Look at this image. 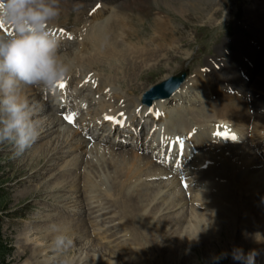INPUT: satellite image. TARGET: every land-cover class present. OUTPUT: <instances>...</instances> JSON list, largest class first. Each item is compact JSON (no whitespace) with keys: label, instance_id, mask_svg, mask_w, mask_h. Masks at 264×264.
I'll return each instance as SVG.
<instances>
[{"label":"bare ground","instance_id":"6f19581e","mask_svg":"<svg viewBox=\"0 0 264 264\" xmlns=\"http://www.w3.org/2000/svg\"><path fill=\"white\" fill-rule=\"evenodd\" d=\"M92 1H95V3ZM98 1L63 0V10L60 17L67 16L69 8L78 6V9L82 10L83 15L77 16V24L80 21L81 24L86 17L90 16L95 18L93 21L101 19L97 23L92 21L94 24L87 28L84 37H82L80 41L81 48L88 54L86 59L87 64L82 66V74L86 76L95 66H102L108 62L111 73H109V77L105 79L99 91H103L105 97L115 101V105L113 106L118 105L121 101H125V103H127L126 106L123 104L121 107L123 108L125 106L131 115L130 119L135 121V119H138V113H141L147 107L144 106L143 101H140L139 98L136 100L130 99L131 97L137 96V94L126 99L125 96L118 93L113 84L119 86L121 79H123V83L125 81L129 82L127 85L128 92L140 93L145 89L146 85L144 84L141 86V84L135 82L139 73L144 70L150 71L153 67H149L148 65H151L152 62H154L155 66H160L159 62L157 64V58L161 57L163 54L160 55V51L166 52V56L163 58L168 59V61L174 59L176 56L174 51L178 49L180 42L185 46L188 40H183L184 42L182 40L179 41L175 36L174 26L170 24L167 25V23L162 21L160 16L156 18V26H154L158 29V35L152 38V40L150 37L149 41H151V43L139 41L131 42L129 40L131 38L130 34H125L121 40L119 38L120 35L117 34V37L115 36L114 31L116 30L112 25V21H106L105 17L102 19V16L106 13L107 4L115 0H101V7L94 10L96 2ZM167 1L171 5L176 6L182 12V15L185 10L188 12V9L199 8V5H201L199 0L194 2L190 0H180L177 2V5H175V0ZM145 2H147V0H126L127 4L134 3L138 5ZM92 9L94 11L93 14L90 15ZM217 11L218 10H216L214 14H218ZM55 21L52 22L51 26L56 25ZM258 23L260 24L258 29V41L260 42L261 40L259 44L262 50L260 52L257 51V47L251 44L248 48L241 50L246 54V57L249 58L248 60L254 63L252 67L250 63H247L244 59L238 61V65L243 69L242 72H245H243V76H241V73H237L235 69H231L233 67L231 63L234 55L232 54L231 58L224 59L221 52L220 59H208L206 67L210 71L206 69L205 71L199 72L200 74L197 79L200 80L201 83H206L208 86L205 85V87L211 91V98L210 101L207 102V105L212 107L214 112L213 116L207 114L204 110L206 104L200 107L195 106V104H199V102L206 99H204V95L199 92L193 91L194 94L191 93L193 90L192 85L180 89L178 94H175L179 95L178 98L175 99L179 101L177 104L178 108L176 109L178 111L177 114H179L176 119L179 120L180 116H183V118L181 119L180 125L175 127L178 130L172 133H187L190 131L188 128H190L191 121H188L187 118L191 115L192 118H195V122L199 126L202 125L201 122L205 121H213V123L216 121H226L233 123V125L237 127L236 129L242 134L241 137L243 136V138H246V133H248L252 138V145L236 142V145L230 146L225 145L221 141H212V139H210L211 130L215 132L221 131V129L218 130L214 128L215 126H213L212 123L207 128V132H205L206 134L208 133V137H205L206 139L199 143H204V145L200 146V149H205L206 143H214L209 149L206 148V150H204L200 158L197 157L199 159L194 161L195 163H190L188 165L187 169L190 168L191 165H197L198 167L196 168L197 175L193 179L191 178V183L186 185L185 190H183L182 182L178 178L166 179L165 173H163L157 165L150 163L152 162L151 160L144 156V158L139 157L138 153L134 150L125 149L124 147L128 144L127 142L115 144L119 146V150L114 149L115 146L97 145V142H94V146L92 145L91 148L87 149L89 141L83 136L81 137V134L74 135V130L65 127H62L64 132L58 129L59 125L63 123V119H61L62 121L60 120V118H62L61 116L55 113L54 117L45 118V120H43L44 116L47 117V114H44L47 110L42 108L41 105H45L46 107L47 104L44 100L42 104H37L36 98H38L41 93L40 87L22 86V95L34 108L33 119L39 122L41 132L39 138L30 147L36 152V155L33 153L31 158H29V163H27V169L31 170V173L28 174L27 181H33L41 177L45 171H48L52 167V164H60L56 167L55 172L52 173L51 179L48 181L50 185H46L44 188L42 187V189H46L47 187L50 193L45 197H41V200H49L55 205H65L73 201L74 203L77 202V209H70V205H68L64 207L63 210L66 211V213L83 214L84 217L80 216L77 219L68 218L47 213L46 210L41 214H36L33 221H47V223L32 225V227L26 228L24 232L20 234L21 236L18 239L23 241L22 243L24 246H22V249H19L17 253L13 255L10 254L12 257L11 262L26 256L30 252L29 246L32 245H34L33 247L35 248L31 251L29 255L30 258L24 260L21 264H56L58 261L62 260L64 254H52L53 250H55L53 247V239L58 234L53 231V226H58L66 235L73 239V243H76V245L85 241L81 245L84 248L92 244L98 246L97 242H93L89 237L96 235L95 231L97 228L100 229V227L95 229L90 228V226L92 223H99L97 218L99 215L96 213L100 208H95L100 206L101 203H103L105 205L104 208L107 209L108 206L106 204H108L109 207L112 208L111 211L117 214V217L112 218L110 221L114 222L115 220H119L117 225L122 226V230L125 232L124 235L130 234L132 236L133 243L141 244L140 240L142 238L145 239V243L150 242L153 245H157L158 241H162V243H159L160 245H158L155 250H150L151 255L147 250L138 249L127 252L122 244H117L116 247H112V244H109V246L105 245L101 248L107 255L112 256V259H104L98 251L90 253V251L88 252L86 250L72 259H67L68 264H92L93 260L95 261L93 264H118L117 261L119 259H113L116 257L122 260L123 258H127L128 264H169L171 261L176 259L179 260L182 255L184 259L192 257L187 251H184V247L190 246L192 235L197 234L195 237V245L198 244L200 247H204L205 240L213 238L206 228L218 232L230 226H234V229L236 226L238 227V229L236 228V235H234L236 239H232L233 242H227L226 245L223 244L225 247H217L214 249V247L211 248L208 246L198 250L197 256L200 262L203 260V257L209 256L215 258V264H231L233 260V251L235 249H242L243 252H245L249 248L254 247L253 251L256 252L258 250L256 246L264 243V206L260 209V206L264 205V194L258 198L257 202L254 200L253 202L251 199L264 192V186L258 190V187L261 186L259 184L261 177L260 179L255 177V169L252 167L250 161V156H253V153L255 154L256 152H260L264 158V22L258 21ZM155 43H157L159 47H153ZM237 56L239 59L240 53H237ZM81 57L82 56L78 53L69 51L66 53L63 60L68 63L67 58H73L75 61L80 62L83 61ZM165 59H161V64ZM100 61H104V63L101 64ZM218 65L220 68L217 67ZM168 75H170V73H165L163 76L167 77ZM96 76L100 78V74L97 73ZM70 81H74L72 74L70 76ZM78 81H80V79ZM100 82L101 81H99V83ZM25 88L30 92H35H31L26 96ZM178 89L177 87L174 93ZM230 89L234 91L233 95L228 93ZM172 94L170 96H172ZM214 96L218 99L213 100L212 97ZM168 97L156 99L154 102V111H157L158 106L164 103L163 108L168 112L169 110L166 107L165 100H162ZM195 99L196 101H194ZM184 102H187L190 108L187 106V111L181 113V110L178 109L186 106L182 104ZM48 108H51V106ZM42 112L44 115L41 117ZM206 117L209 118L206 119ZM90 122L92 123L95 121L92 120ZM87 126L89 127L90 123ZM232 129L234 130L232 132H235L236 129ZM50 135H53L54 138L46 140V137ZM198 137L197 135L194 138ZM76 142L79 144V147H75L74 143ZM36 144L38 145L36 146ZM83 147L87 149H84L85 153L80 152L75 154V150L77 151L80 149L82 151ZM141 148H143V146ZM146 148H149V146L147 145ZM218 148L220 149L218 150ZM251 151L253 153H251ZM89 154H91V157H89ZM63 157H69V159L67 161H61L62 163H60V159ZM150 167H153L152 171L144 172L145 169ZM27 169L21 167L19 171L22 172ZM183 170L184 169L180 170V172ZM102 176L106 182L111 183L110 188L113 190V193H109L108 189L101 188L97 182L98 179H94V177L103 178ZM160 178H165L166 180ZM113 179L116 180L113 182ZM157 183L159 185H156ZM130 184L137 185H135L134 188L132 187L133 189H128L127 187ZM52 191L56 193L54 194ZM94 192H99L100 195H95ZM25 193L26 192H22L20 196H23ZM64 193L69 196L66 197ZM246 193L249 194L246 195ZM113 195L115 196L112 197ZM39 196L37 198H39ZM60 196L62 199H57ZM98 197H100V199H98ZM103 197L106 199H103ZM15 200L19 199L15 197ZM156 200H163V202L156 207L154 205ZM94 203L95 206L92 208ZM150 205L151 208H149ZM185 206H187V209H190L191 214L197 216V220L195 221V225L198 226L197 230L195 228L191 231V227L189 226L191 223L188 222L189 217L186 216L188 212L185 213L182 208ZM43 208L45 209L47 207ZM49 208L50 207H48V209ZM90 210L91 213H88ZM111 211H109V213H112ZM161 212H165V214L162 213L163 217H157V214ZM87 214H91V217L87 218ZM183 227L184 230L182 229ZM202 228H204V230H202ZM32 229H35L34 233L39 234L40 242L37 244L35 241H30L32 238L28 234ZM170 229H173L174 233H176L175 238L166 237L165 233ZM186 229L187 235L182 234ZM100 234L102 235V232H100ZM22 235H25V237ZM106 236H101L100 239ZM108 237L110 236L108 235ZM219 238L220 236L218 240ZM124 244L127 245L126 242ZM121 250H123L122 253H120ZM8 251L9 250H6V252ZM259 256L261 257L262 255ZM0 260L4 262L2 256H0ZM236 261L238 260L234 259L232 264H235Z\"/></svg>","mask_w":264,"mask_h":264},{"label":"rangeland","instance_id":"374dc122","mask_svg":"<svg viewBox=\"0 0 264 264\" xmlns=\"http://www.w3.org/2000/svg\"><path fill=\"white\" fill-rule=\"evenodd\" d=\"M177 1H179V0H177ZM196 1H198V0H196ZM199 2H201V5H199L200 6L199 8H194V9L190 8V9H188V12H187V10H185L183 12V15H182V12L180 10L171 7L169 4H167L165 2V0H149L147 5H145L142 8V10L146 11V12H137L138 11L137 9L131 10V8H132L131 5L123 7V9H122L123 15L125 17V20L126 21L128 20V22L131 24L133 35L138 33L137 30L143 28V25L137 24L135 20H132V22H131L128 18V13L135 11L136 13H138V15L141 18L144 17L145 13H148L147 23L149 22V25L151 24V21L155 15L159 14V15H164L165 17L170 16V19L172 21L171 24L175 27V32L177 33V35H175V36L179 39V41H180V39L183 41L185 39L184 37H187V40L190 41V42L188 41V43H187V45L188 44H190V45H188L185 48H180L178 50V54H175L176 59H174V60L171 59L170 61H168V59L163 58L166 56V52L160 51L159 52L160 55L163 53L161 57L157 58V64L159 62L160 66H158V65L155 66L154 62H152L151 65H148L149 67H153L150 69V71L144 70L143 72L139 73V76L135 80V82L141 84V86H143L145 84L146 87L140 93L135 92L133 94H130V96L137 94V96L131 97L130 98L131 100H136L138 98L140 99L142 97L143 92L146 90L147 86L149 84L155 83L156 81L160 80L161 78H164L165 76H163V75L165 73L174 74V73L178 72L179 70H181L182 68L189 66V68H190L189 70L191 72H190V75L188 76V81H186L182 86H180V88L178 90H176V92L174 94H172V96L162 99V100H165V104L170 103V105H171L174 102L176 104H178L179 101L175 100V99H177L179 95H175V94H178V91L180 89H182V88L184 89V87H189L194 82L195 86H193L192 89L194 88L195 91L198 90L200 80H196L197 79L196 71L203 67V62L208 57H211V56L219 57L220 52H222V54L224 56L231 58L232 55L229 56L230 54H234V51H238L240 49V47L247 48L248 42L254 41L256 39V35L258 33H255L254 30L256 28L258 30V27H259L257 25V20H264V0H199ZM216 10H218L217 11L218 14H214ZM105 14L102 16V19H104L103 17H105ZM90 17H86L85 19L87 20V18H90ZM156 18L157 17H155V19L153 21V28L155 30V33L151 36V40H152V38H155L158 35L157 34L158 29H157V27H154V26H156ZM93 19H95V18L93 17ZM100 20L101 19L96 20V21L92 20V21L94 23H97ZM84 22H85V20L82 21V23L80 25H83ZM93 22H92V25L94 24ZM112 22H113V20H112ZM76 23H77V21H76ZM88 27H89V25H88ZM87 28H86V30H87ZM78 30L80 32V36L84 37L86 32L83 31L81 28H78ZM241 32L244 33V38L243 37L242 38L237 37V35L241 34ZM114 33H115L116 37H117V34L119 35V33H116V31H114ZM245 34L247 35V37ZM139 35H142V33H140ZM82 37H80V39H79L80 41L82 40ZM127 38H129V37H127ZM114 40H116V39H114ZM257 40H259V39H257ZM146 42L151 43V41H146ZM260 42H261V40H260ZM260 42L258 41V44ZM153 47L157 48L159 46L157 45V43H155V45ZM179 47H180V45H179ZM68 50H71V49L69 48V49L60 51L61 56H63L64 51L67 52ZM190 55H192L191 59H193V58L194 59L188 64L187 63L188 60H191V59H188L186 57L190 56ZM185 58H186V62H183V61H185ZM161 59H165V60H163L162 64H161ZM207 61H208V59H207ZM207 61H206L205 66L207 65ZM100 63L103 64L104 61H100ZM104 66H107L109 69V63L108 62L106 64H104ZM95 67H97V66H95ZM155 70H156V72H155ZM97 71L99 73H101L103 76L105 73H108L107 72L108 70H106L105 67L98 68ZM200 71H202V70H200ZM143 75H144V77H143ZM81 78L82 77H80L79 79H81ZM166 78H168V76L165 77L164 79H166ZM128 83L129 82H126V81L124 82L126 88H127ZM205 85H206V83L202 82V85L200 87L201 89H200V91H197V92L204 95L203 98L206 100L199 102V104H195V106L200 107L201 105H205V104H207L208 101H210L211 91L207 87H205ZM113 86L115 87L116 84H113ZM206 86H208V85H206ZM38 87L41 88L42 85L38 86ZM205 88L208 89L209 91L206 92ZM115 89L118 91L119 94H122L123 96H125L126 99L128 98L125 91L123 92V90L121 88L115 87ZM31 92H33V91H31ZM31 92L25 88L26 96ZM191 93L194 94L193 91ZM91 94H92L91 95L92 99H95V98L99 97L98 95L100 93H97L95 95L94 92H91ZM96 96H98V97H96ZM141 99H140V101H142ZM108 100L110 101V103H108V105L110 107L115 105L114 100H112V99H108ZM36 101H37V104H42L43 99H41L40 96H38V98H36ZM48 102L46 101L47 105H46L45 110H47V108L51 106V108H50L51 111H48V112L46 111L44 113L45 115L47 114V117L44 116L43 120H45V118L48 119L49 117H54V111L52 110L51 102H50V104H48ZM95 102L96 101H94V103ZM94 103L89 108L91 111H95L97 113H101V111L104 110L107 106V104H105V106H103V104H104L103 102L102 103L96 102L95 104ZM187 106H189V108H190L189 104ZM187 106H185V107L187 108ZM41 107H42V105H41ZM160 107L163 108L164 103L161 104ZM173 107H176V106H170L169 109L173 110ZM177 108L178 107H176V109ZM178 110H181V113L184 112V110L182 108L178 109ZM49 112H51V113L49 114ZM169 112L170 111L166 112V114L169 115ZM41 114H42L41 115V117H42L44 114H43V112ZM88 116H90V113H88ZM84 117L85 116H83L82 119H84ZM95 118H97V117H95ZM98 118H100V117H98ZM187 119H190V116ZM92 120H94V119H91L90 121H92ZM62 127H65V128H67V127L63 126V125L59 126L58 129H60L64 132V129ZM85 127H87V126H85ZM188 129L191 130V127ZM65 132L67 133L66 130H65ZM79 134L80 133L78 131H74V135H79ZM246 136L249 139L243 138V136H242L240 139H238L239 141L238 140L237 141L239 143L252 145V138H250L248 136V134ZM49 137H46V140L54 138L53 135H50ZM81 137H82V135H81ZM137 142H139V140H137ZM213 143H210V144L213 145ZM74 144H75V147H79V144L77 142ZM147 144H148L147 140H144L141 142V147L142 146L147 147ZM37 145L38 144H36V146ZM36 146H34V147H36ZM131 147H132V143L126 144V146L124 148L132 151L133 149ZM206 148L207 147H205V149ZM29 149H32V148H29ZM29 149H27L22 156L16 157L13 154L14 150L10 144H8V143L0 144V256H2L3 260H4V262H1V260H0V264H21L24 260H27L30 258L29 255L31 254V251H33V249L35 248V247H33L34 245L29 246L30 252L26 256L19 258L16 261L11 262L12 257L10 256V254L13 255V254L17 253L19 251V249H22V246H24L22 243L23 241L19 240L18 238H20V236H21L20 234H22L26 228L32 227V225H36V224L47 223V221H43V222H41L39 220L33 221V219L36 217V214H41L44 210H46L47 213H50V214L51 213L52 214H58L59 213L58 216L60 215V216L68 217V218H76L77 219L80 216L84 217L83 214L66 213V211L63 210L64 207H66L68 205H70V207H69L70 209H74V208L77 209V206H78L77 202L74 203V201H73V202H70V203L65 204V205H63V204L55 205V204H53V202H51L49 200H41V197H45L46 195H48L50 193L49 190H47V187H46V189H42V187L44 188L46 185H50L48 181L51 179L52 173L55 172L56 167H58L60 164H58V165L52 164V167L48 171H45L41 177H38V178H36V180L28 182L27 178H28V174L31 173V170L27 169V165H28L27 163H29V161H30L29 158H31L33 153H34V155H36L35 154L36 152H34L33 149L32 150H29ZM82 149H83L82 151L80 149L77 151L75 150L74 151L75 154L80 153V152L85 153V150H87L84 147ZM114 149L119 150V148H114ZM134 151L136 153H138V156H141L139 151H137V150H134ZM70 153H72V152H70ZM136 153H134V154H136ZM251 153H253V152L251 151ZM90 155L91 154H89V157H91ZM258 156H259V154H258ZM258 156L255 155L254 153H253V156H250V161H251L252 167H254V169H255V170L253 169L254 174H256V172H259L262 175H264V163H263L262 158H260V156L258 158ZM68 159H69V157H63L62 159H60V163H62L63 161H67ZM87 165H89V164H87ZM50 166H51V164H50ZM21 167H25L27 170L21 172V171H19V169ZM147 170L148 169H145V171H147ZM255 177L260 179V176H258L257 174ZM94 179H96V180L98 179L97 182L99 183L101 188L108 189L109 193H113V190H111V188H110L111 183L106 182L104 177L103 178L94 177ZM115 180L116 179H113V182ZM260 180L261 181L259 184L264 186L263 178L261 177ZM136 183H137V181H136ZM156 185H159V184L157 183ZM113 186H115V185H113ZM118 189H120V188H118ZM27 191H28V193H27ZM22 192L23 193L26 192V193L23 196H20ZM64 194L66 195V197L69 196L66 193H64ZM94 194L100 195L99 192H94ZM248 194L249 193H246V195H248ZM38 196H39V198H37ZM114 196L115 195H113L112 197H114ZM15 197H17L19 200H15ZM57 199H62V197L60 196ZM98 199H100V197H98ZM251 199L253 201L254 197H252ZM58 201H60V200H58ZM254 201H256V200H254ZM161 202H163V200L162 201L156 200L154 202V205L156 207H158ZM58 203H60V202H58ZM63 203H65V202H63ZM106 205L108 206V209L104 208L105 205L103 203H101L100 206L95 208V209L100 208V210L96 213L99 215L97 218H98L100 224L99 223H92L90 226V228H95V229L97 227H100V229L97 228V230L95 231L96 235H94V236L92 235L89 237V239L92 240L93 242H95V243L97 242L98 246L96 244H92L89 247L84 248L81 246L83 244V242H85V241H83L82 243H80L78 245H76V243H73V246L71 248L65 250V251L53 250L52 254H57V255L64 254V258H62V260L58 261L56 264H63V262L65 260L72 259L76 255H80L81 252H85L86 250L88 252L90 251V253H93L94 251H98V253H100V255H102L104 259L105 258L112 259V256L107 255L106 252L101 248V247H104L105 245L109 246V244L110 245L112 244L111 245L112 247H116L117 244H122V246H124L126 248L127 252L130 250H138V249L147 250L151 255L150 250L151 251L155 250L156 247L162 243V241L161 242L158 241L157 245L156 244L153 245L150 242L145 243L144 238H142L140 240L141 244L133 243L132 236L130 234L124 235L125 232H123L122 226L117 225L119 220H115L114 222L110 221L112 218H114V217L116 218L117 214L111 211L112 208H110L108 204H106ZM94 206H95V203L92 205V208H94ZM262 206H264V205H261L260 209H262L261 208ZM43 207H47V208L44 209ZM48 207H50V208L48 209ZM149 208H151V205ZM182 208H183L185 213L188 212L186 214V216L189 217L188 222L191 223L189 225L191 227V231L195 228L197 230L198 226L195 225L196 224L195 221L197 220V218H196L197 216H195L194 214H191L190 209H187V206L182 207ZM109 211H111L112 213H109ZM88 213H91V210L88 211ZM162 213L165 214V212L158 213L157 217H159V218L163 217ZM90 215L91 214L87 215V217H91ZM182 221H184V220H182ZM236 228L238 229L237 226H236ZM236 228L234 229V226H230V227L224 228L218 232L214 231L212 229L206 228L207 231H209V234H211L210 236L211 237L213 236V238L207 239L209 241L205 240V242H204L205 246L204 247L210 246L211 248L214 247V249H216L217 247H225L224 245H226L227 242H231L232 239H236V237H234V235H236ZM182 229L184 230V227ZM202 230H204V228H202ZM185 231L183 233L182 232L181 233L184 235H187V229ZM34 232H35V229H32L28 235L31 236V238H32L30 241H35V243L37 244L40 242L39 234L34 233ZM100 232H102V235L100 234ZM104 232L106 233L107 236L105 235ZM198 232H200V231H198ZM216 234H218V235H216ZM100 235L106 236V237L100 239V237H101ZM108 235L110 237H108ZM165 235L167 238H172V237L175 238L176 237V233H174L173 229L166 231ZM196 235L195 234L192 235V238L190 236V238H191L190 246L184 247L185 248L184 251H187L190 254V256H192V257H190L189 259L186 258L188 260L187 261L186 259H184L183 255H182L179 260L176 259L174 261L169 262V264H215V258L209 257V256L203 257L202 258L203 260L200 262V259L197 256V253H198V250H200L204 247H200V245H198V244L195 245ZM22 236L25 237V235H22ZM29 236H27V237H29ZM219 236H220V238L218 240ZM229 236L230 237L232 236V237L230 238ZM226 238H227V240H226ZM78 240H81V239H78ZM84 240H87V239H84ZM128 241H130V242H128ZM108 242H110V243H108ZM125 242L127 243V245L124 244ZM253 248L254 247H251L248 250H246L245 252H243L244 255L247 256V254L249 252L253 251ZM256 248L258 250L255 252L256 253L255 264H262V263L264 264V243L259 245V246H256ZM6 250H9V251L6 252ZM122 252H123V250H121L120 253H122ZM259 255H262V256L260 257ZM160 257H163V256H160ZM113 259H117V260L119 259L117 261L118 264H121V263L122 264H125V263L128 264L127 258H126L127 260L124 258L122 260L121 258H118V257L113 258ZM233 260L231 261V264L233 263ZM93 262H95V261L93 260L92 264H93ZM154 264H156V263H154ZM235 264H245V262H244V260H238L235 262Z\"/></svg>","mask_w":264,"mask_h":264},{"label":"clouds","instance_id":"9594fccd","mask_svg":"<svg viewBox=\"0 0 264 264\" xmlns=\"http://www.w3.org/2000/svg\"><path fill=\"white\" fill-rule=\"evenodd\" d=\"M63 10V0H0V144L8 143L16 157L39 138L34 108L22 95V86H44L55 91L71 76L72 67L60 54V38L51 30ZM53 247L65 251L73 239L58 226ZM255 251H233V259L255 264ZM63 264H68L65 260Z\"/></svg>","mask_w":264,"mask_h":264},{"label":"snow or ice","instance_id":"6c2138e0","mask_svg":"<svg viewBox=\"0 0 264 264\" xmlns=\"http://www.w3.org/2000/svg\"><path fill=\"white\" fill-rule=\"evenodd\" d=\"M55 34V33H54ZM59 88H64L65 87V83L64 82H61L59 85H58ZM66 119L69 120V122H73V117L72 116H68L66 117ZM233 139H235V137H232Z\"/></svg>","mask_w":264,"mask_h":264}]
</instances>
